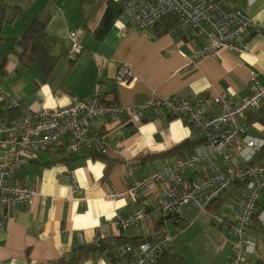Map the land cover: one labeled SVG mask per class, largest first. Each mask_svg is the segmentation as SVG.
<instances>
[{"label":"crops","instance_id":"crops-1","mask_svg":"<svg viewBox=\"0 0 264 264\" xmlns=\"http://www.w3.org/2000/svg\"><path fill=\"white\" fill-rule=\"evenodd\" d=\"M223 1L264 24V0ZM125 2L0 0V9L4 8L0 17V87L19 101L23 114L40 104L57 109L75 98L89 100L97 85L107 102L118 105L141 104L153 96L205 97L212 112L219 110L215 96L222 92H228L235 104L250 94L252 70L257 72V81L264 83V32L251 30L245 34L240 43L246 46V52L241 55L220 50L201 57L195 66H188L194 51L207 44L208 36L198 34L175 15L165 16L149 30L139 29L123 12ZM34 21L44 23L51 57L58 60L50 72L47 61L25 63L20 59L24 53L20 40ZM74 29L82 30L84 49L71 58L68 34ZM121 62L131 68L128 82L117 79ZM259 108L249 111L244 123L250 135L264 139L263 127L248 123L249 113ZM8 111L1 105L0 112ZM91 126L106 135L108 145L104 152L70 153L64 146H55L27 159L23 165L17 177L34 185L37 195L32 204L9 210L0 234L2 260L7 264H55L61 258H71L80 246L96 244L102 233L107 236L101 242L111 247L126 243L136 246L168 231L174 237L173 243L155 264H172L173 255L188 264H231L233 237L212 224L211 212L235 218L245 196L242 183L232 185L214 199L208 212L198 214L187 204L179 221L172 215L151 211L137 227L120 229L111 225L115 214L134 213L141 206L154 207L165 195L164 185L158 183L141 191L132 201L126 194L130 183L204 146V140L187 118L168 116L165 108L157 107L148 111L138 126L127 124L122 133L118 131L119 122L107 118H94ZM197 140L203 141L186 147L185 143ZM262 149L253 163L264 164V156L259 155ZM232 150L234 156L230 160L223 155L214 160L223 172L243 162L237 147ZM128 162L137 165L132 176L126 175ZM210 165L211 162L200 164L186 172L185 177L198 180ZM263 209L264 188L248 234L257 243L255 253L249 256L252 264H264V229L257 217ZM104 251L80 264H119L127 260Z\"/></svg>","mask_w":264,"mask_h":264},{"label":"built area","instance_id":"built-area-1","mask_svg":"<svg viewBox=\"0 0 264 264\" xmlns=\"http://www.w3.org/2000/svg\"><path fill=\"white\" fill-rule=\"evenodd\" d=\"M123 12L134 26L142 30L154 28L167 15H175L198 34L205 33L207 44L194 51L188 66H195L201 57L214 55L220 50L241 55L246 52V46L240 43L243 36L251 30L264 32V24L230 8L223 0H126ZM82 33V30L74 29L68 34L71 58L77 57L84 49ZM256 75L255 70L250 72L251 91L240 103H233L228 92L215 96L218 111H209L205 97L178 95L167 98L153 96L141 104L118 105L107 102L100 85H97L89 100L75 98L71 104L57 109L40 104L37 109H30L19 117L3 118L0 121V234L5 228L9 210L18 205L32 204L37 195L34 185L17 177L27 159L35 158L41 151L55 146H64L70 153L104 152L108 145L106 135L92 129L94 118L119 122L118 131L122 133L127 124L138 126L148 111L163 107L168 116L187 118L204 140V146L130 183L126 194L132 201L138 198L141 191L152 189L158 183L164 185L165 195L154 207L141 206L134 213L115 214L111 225L120 229L137 227L151 211L161 216L172 215L179 221L183 206L187 204L192 205L198 214L208 212L214 199L232 185L242 183L245 185V196L235 218L222 212H211V221L215 227L229 231L233 237L231 264H252L249 256L255 253L257 243L251 241L248 234L264 188V164L252 161L263 148L264 139L250 135L244 119L249 111L264 104V83H259ZM131 78L129 64L121 62L117 79L128 82ZM1 105L5 110H11L20 103L8 90L0 87ZM233 146L237 147L243 162L223 172L214 160L219 155L226 160L233 158ZM207 162L212 165L200 179L185 177L186 172ZM136 168L133 162L126 163V175L132 176ZM257 217L264 229V209ZM106 236L102 233L96 243L99 244ZM173 240L174 237L164 231L136 246L116 244L106 248L104 253L127 258L119 264H155ZM0 264L7 263L0 258Z\"/></svg>","mask_w":264,"mask_h":264},{"label":"trees","instance_id":"trees-1","mask_svg":"<svg viewBox=\"0 0 264 264\" xmlns=\"http://www.w3.org/2000/svg\"><path fill=\"white\" fill-rule=\"evenodd\" d=\"M2 9H0V17L2 15ZM45 25L40 21H34L28 27V29L23 33V36L20 40V45L24 48V53L20 57L21 61L26 63V60L46 63L48 71H52L57 63V59L51 57V48L46 40V34L44 33ZM2 57V52L0 50V58ZM46 68V67H45ZM23 115L22 109L20 107L13 108L7 113L0 112V121L3 118H16ZM258 123L264 130V107H260L257 111L249 113L248 123ZM203 140L189 141L185 143L187 148H191L195 145H198ZM181 147H179L180 149ZM184 150V149H183ZM261 157L264 156V148L259 153ZM144 241V240H143ZM142 242V241H141ZM140 242L136 243L138 245ZM109 246L108 243L100 242L99 244H90L84 245L76 248L74 250L73 256L71 258H61L55 264H80L84 260L88 259L91 256H96L102 254L103 251ZM115 259V258H114ZM115 262V260H113ZM172 264H188L183 258L178 255H173L170 258Z\"/></svg>","mask_w":264,"mask_h":264},{"label":"rangeland","instance_id":"rangeland-1","mask_svg":"<svg viewBox=\"0 0 264 264\" xmlns=\"http://www.w3.org/2000/svg\"><path fill=\"white\" fill-rule=\"evenodd\" d=\"M203 216H206V215H203ZM202 216V218H201V220H203L204 219V217ZM206 218V217H205ZM172 229V228H171ZM198 229H200V227L198 228ZM201 230V229H200Z\"/></svg>","mask_w":264,"mask_h":264},{"label":"bare ground","instance_id":"bare-ground-1","mask_svg":"<svg viewBox=\"0 0 264 264\" xmlns=\"http://www.w3.org/2000/svg\"><path fill=\"white\" fill-rule=\"evenodd\" d=\"M170 216V215H169Z\"/></svg>","mask_w":264,"mask_h":264}]
</instances>
